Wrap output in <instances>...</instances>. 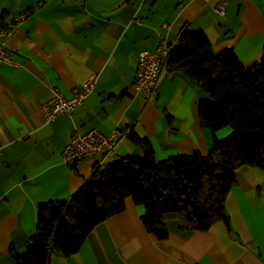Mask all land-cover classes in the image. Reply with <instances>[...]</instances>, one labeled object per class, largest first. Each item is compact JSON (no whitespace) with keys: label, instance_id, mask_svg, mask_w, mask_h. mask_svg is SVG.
Listing matches in <instances>:
<instances>
[{"label":"crops","instance_id":"obj_1","mask_svg":"<svg viewBox=\"0 0 264 264\" xmlns=\"http://www.w3.org/2000/svg\"><path fill=\"white\" fill-rule=\"evenodd\" d=\"M219 1L222 15L213 9ZM20 13L15 32L0 37L12 57L0 63V264H16L10 250L24 253L37 203L69 199L94 171L97 155L71 168L62 161L75 132L114 133L106 164L142 155L128 131L148 139L155 160L210 149L213 133L197 114L208 95L165 67L147 101L134 88L140 50L162 40L173 46L184 28L200 30L213 53L229 48L250 68L264 42V0H0L1 25ZM88 79L94 87L72 119L60 114L46 122L40 105L50 86L70 96ZM223 208L226 221L206 230L170 227L157 238L142 224L144 207L126 196L123 210L94 225L76 252L52 253L47 264H264V169L239 166Z\"/></svg>","mask_w":264,"mask_h":264},{"label":"trees","instance_id":"obj_2","mask_svg":"<svg viewBox=\"0 0 264 264\" xmlns=\"http://www.w3.org/2000/svg\"><path fill=\"white\" fill-rule=\"evenodd\" d=\"M166 68L181 71L210 98L199 100L197 114L212 133L205 153L193 151L155 160L146 137L126 136L142 148L96 168L67 200L37 203L34 232L24 253L10 250L16 264H47L52 253L76 252L94 225L124 208L129 196L144 207V228L163 238L168 228L206 230L226 221L223 201L241 165L264 169V42L257 63L245 68L234 52L213 53L200 30L180 31ZM229 127L217 138L214 132Z\"/></svg>","mask_w":264,"mask_h":264},{"label":"built area","instance_id":"obj_3","mask_svg":"<svg viewBox=\"0 0 264 264\" xmlns=\"http://www.w3.org/2000/svg\"><path fill=\"white\" fill-rule=\"evenodd\" d=\"M142 2L143 0H140V3ZM213 9L220 15L225 12L221 1ZM24 17V13L12 15L7 23L0 24V37H10ZM170 49L171 45L162 40L154 49H144L137 53L134 88L136 92L144 94L147 101L154 100L157 94L160 73L166 67ZM0 63H12L11 54L2 43H0ZM94 84L95 79H88L70 96H64L57 87L50 86V96L40 105L45 121L50 122L60 114L66 115L71 120L74 108L83 102L92 91ZM113 134L104 135L97 128H91L83 133L75 132L61 149L62 161L71 168L81 159L97 155L99 158L95 161L94 169L105 167L108 155L113 152L118 142Z\"/></svg>","mask_w":264,"mask_h":264}]
</instances>
